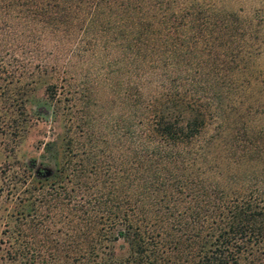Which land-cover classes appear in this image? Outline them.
<instances>
[{
    "label": "trees",
    "instance_id": "1",
    "mask_svg": "<svg viewBox=\"0 0 264 264\" xmlns=\"http://www.w3.org/2000/svg\"><path fill=\"white\" fill-rule=\"evenodd\" d=\"M15 2L33 31L49 27L66 43L112 42L140 57L130 102L140 112L126 126L122 158H100L79 142L76 158L58 161L50 139L42 148L54 168L28 164L35 167L17 219L34 228L33 220L53 222L57 211L65 228L49 264L94 257L95 264H264V175L252 161L260 146L247 133L259 102H245L244 87L256 72L239 55L234 14L211 6L201 12L184 0ZM55 87L45 85L50 100L59 97ZM70 99L72 106L77 97ZM65 146H74L71 137ZM119 236L129 246L125 259L104 249Z\"/></svg>",
    "mask_w": 264,
    "mask_h": 264
},
{
    "label": "rangeland",
    "instance_id": "2",
    "mask_svg": "<svg viewBox=\"0 0 264 264\" xmlns=\"http://www.w3.org/2000/svg\"><path fill=\"white\" fill-rule=\"evenodd\" d=\"M184 2L201 12L211 6L235 16L239 55H244L249 69L256 72L244 86L248 94L245 102H259L258 112L250 121L253 131L247 133H253L250 136L254 135L260 146L259 158L252 161L264 175V0ZM15 3L0 0V264H49L55 262L52 257L65 239V228L58 221L57 211L53 222L46 216L33 220L34 228L23 217L17 219L35 167L28 164L34 159L40 166L44 160L48 168H54L42 148L50 139L56 141L58 161L76 158L79 142L90 143L100 158L108 152L122 158L126 126L137 124L140 112V107L130 104L136 100L140 83V57L132 59L127 50L112 42L103 45L102 41L88 42L89 37H74L72 43H66L60 31L52 33L49 27L33 31L26 17L18 18ZM73 43L76 45L71 51ZM50 82L58 91L57 100L46 95L45 85ZM72 95L77 99L71 106ZM78 118L86 122L82 125L85 133H80ZM211 132L209 125L205 135ZM234 133L241 131L234 128ZM66 136L75 147L65 146ZM246 172L253 173L252 167ZM19 222L22 234L16 232ZM107 242L105 252L113 259L129 255L128 243L122 237ZM13 252H17L16 257H8ZM94 259L90 264L96 263ZM71 260L74 258L69 256L65 262Z\"/></svg>",
    "mask_w": 264,
    "mask_h": 264
}]
</instances>
